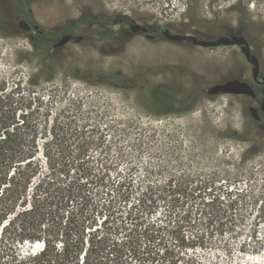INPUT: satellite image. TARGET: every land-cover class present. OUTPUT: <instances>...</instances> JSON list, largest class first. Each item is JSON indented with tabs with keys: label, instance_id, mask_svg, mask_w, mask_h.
<instances>
[{
	"label": "rangeland",
	"instance_id": "1",
	"mask_svg": "<svg viewBox=\"0 0 264 264\" xmlns=\"http://www.w3.org/2000/svg\"><path fill=\"white\" fill-rule=\"evenodd\" d=\"M237 2L200 0L197 13L208 18L215 16L220 22L194 27L209 29L204 39L215 36L213 31L217 28L233 29L237 25V9L232 6ZM5 3L0 0V10ZM28 3L30 17H21L27 22L52 33L79 19L81 22L72 33L84 38L64 45L58 56L65 60L54 77L49 80L41 77L32 90L43 95L52 110L76 101L80 107L77 115L98 121L101 133L110 141L121 138L130 161L136 163L134 180L143 179L146 167L151 171L149 180L156 184H164L170 178L191 186L213 183L217 186L213 195L222 208L237 199L234 213L240 234L235 239L224 237L233 251L227 255L220 251L221 244L214 235L212 241L218 251H200L198 257L202 262L208 258L212 264H264V138L254 135L248 109L256 106L255 102L235 94L207 96L200 88L230 78L250 79V65L239 47H202L189 41L166 39L160 29L174 32L173 26L186 20V0H28ZM241 3L255 27L263 30L264 0H241ZM90 16L114 23L92 24ZM21 18H14L16 27ZM129 23L148 27L153 38L141 32L129 33ZM154 28L156 31H152ZM106 32L112 34L109 41L105 40ZM29 34L0 36V69L24 82L41 69V56L33 49ZM252 43L264 70V34ZM77 67L108 74V83L90 84L72 77L70 70ZM121 84L125 88L118 87ZM155 88L162 90L159 100L162 106L171 101L163 96L164 92L179 100L189 96H195V100L189 110H170L159 115L150 100ZM138 140L147 143L139 154L133 144ZM175 197L174 206L160 202L154 219L164 227L161 237L143 244L132 264L161 263L171 251L183 264L192 254L186 245L191 243L188 237L193 239L192 234L203 227L200 212L212 195L187 188ZM167 209L172 214L168 226ZM184 215L198 220L191 224L180 221L176 227ZM244 243L249 245L247 249L258 247L259 252H236ZM38 250L37 242H26L17 248L20 255Z\"/></svg>",
	"mask_w": 264,
	"mask_h": 264
},
{
	"label": "trees",
	"instance_id": "2",
	"mask_svg": "<svg viewBox=\"0 0 264 264\" xmlns=\"http://www.w3.org/2000/svg\"><path fill=\"white\" fill-rule=\"evenodd\" d=\"M5 2L0 10V36L27 34L15 26L14 18L30 17L28 0ZM199 2L186 0V20L173 26L174 32L203 38L209 29H197L194 25L220 22L215 16L199 15ZM232 7L237 9L234 29L252 40L264 34V29L255 27L241 0ZM89 20L92 24L114 23L99 16H90ZM80 22L75 19L69 27L52 33L40 29L31 43L41 56V69L25 82L0 69V264H132L143 244L161 237L164 227L154 219L160 202L174 206L175 195L187 188L212 197L205 203L207 209L200 212L203 227L192 234L193 239L188 237L191 243L186 245L192 254L183 264H212L208 258L202 262L197 253L217 250L212 241L214 235L221 244L219 250L230 254L233 247L224 237L235 239L240 234L234 213L237 199L222 208L213 195L217 188L213 183L191 186L170 178L164 184H156L149 180L151 171L146 167L143 179L134 180L136 163L130 161L121 138L110 141L101 133L98 121L77 115L80 107L76 101L52 110L43 95L32 90L41 77L53 78L65 60L58 56L61 48L53 49L52 43L64 33H72ZM225 31L217 28L213 34ZM105 34L109 41L112 34ZM69 74L90 84H107L109 77L78 67ZM118 87L125 88L123 84ZM163 96L171 100L170 104L162 106V90L153 89L150 100L159 115L170 110H189L195 100V96L179 100L169 92ZM252 123L254 135L264 138V128L253 120ZM133 144L139 154L147 143L138 140ZM167 212L166 226L172 216L169 209ZM196 220L184 215L175 226L180 221L191 224ZM26 242H37L40 250L18 254V246ZM248 247L241 244L236 252H259L258 247ZM168 257L157 264H179L173 251Z\"/></svg>",
	"mask_w": 264,
	"mask_h": 264
},
{
	"label": "water",
	"instance_id": "3",
	"mask_svg": "<svg viewBox=\"0 0 264 264\" xmlns=\"http://www.w3.org/2000/svg\"><path fill=\"white\" fill-rule=\"evenodd\" d=\"M17 27L24 32H28L30 30V24L24 19L21 18L17 22ZM37 27V25L35 26ZM147 27L142 26L138 23H131L129 25V31L130 33H145L148 38H152L153 36L150 35L147 31ZM161 34L170 41H185L189 40L192 44L202 46V47H216L220 45H240L241 46V52L245 56V59L248 63L251 65V71H252V77L254 79H257L258 73H259V61L258 58L250 53L249 48L247 47V41L246 39L241 35H221L215 39H200L192 34H182V33H174L171 32L168 28H163L161 30ZM80 36H77L74 38L75 42H78L80 40ZM72 39V35L69 33L63 34L55 43L54 47H60L65 45L69 40ZM206 93L208 95H217V94H245L249 95L251 97L255 96V92L250 86V84L245 81L238 78L228 79L224 82L214 83L206 87ZM264 93V90H263ZM250 112L252 116L258 117L257 115V108L251 106ZM260 109L264 116V95L262 99V103L260 105Z\"/></svg>",
	"mask_w": 264,
	"mask_h": 264
},
{
	"label": "flooded vegetation",
	"instance_id": "4",
	"mask_svg": "<svg viewBox=\"0 0 264 264\" xmlns=\"http://www.w3.org/2000/svg\"><path fill=\"white\" fill-rule=\"evenodd\" d=\"M26 20V19H25ZM29 23V22H28ZM30 24V30L27 32V33H30L29 35H30V39H34L35 38V35H38V34H40V32H41V30L39 29V27H38V25H37V27H35L36 26V24H33V23H29ZM131 23H129V25H130ZM129 25H128V32L130 33V31H129ZM147 31H148V33H149V28L147 27ZM156 29L157 28H154V29H152V31H156ZM163 29V28H162ZM162 29H160V33H161V30ZM67 33H69V32H67ZM174 33H178V32H174ZM64 34H66V33H64ZM69 34H71L72 35V39L71 40H74V38L75 37H77V36H80L81 38H80V40L78 41V42H81L82 40H84V38H83V36H81V35H74L73 33H69ZM145 34V33H144ZM150 34V33H149ZM146 35V34H145ZM150 35H152V34H150ZM193 35V34H192ZM221 35H228V36H231V35H241V36H243L245 39H246V41H247V47L249 48V50H250V53L251 54H254L257 58H258V61H259V73H258V76H257V79H254L253 77H252V71H251V77H250V79H245V78H238V79H241V80H245V81H247L249 84H250V86L252 87V89L254 90V92H255V96L254 97H251V96H249V95H245V94H236V95H242L244 98H247V99H250L252 102H255V105L256 106H253V107H255V108H257V115H258V117H254V116H252V114H251V112H250V107L252 106H249V112H250V120L252 121H254V122H256L255 124H259V126L260 127H263L264 128V116H263V113H262V111H261V109H260V105H261V103H262V99H263V95H264V93H263V90H264V70H263V62L261 61V59H260V57H259V52L257 51V49H255V47L253 46V43L252 42H254V41H256L257 39H254V40H252V39H250V38H248L241 30H239V29H229V28H227V31H225L224 33H222V34H218V35H215V36H213V37H211L210 39H208V40H211V39H215V38H217V37H219V36H221ZM62 36V35H61ZM60 36V37H61ZM153 36V35H152ZM59 37V38H60ZM197 37V36H196ZM59 38H57L53 43H52V45H51V47L53 48V49H57V48H61V50H62V48L64 47V45L63 46H60V47H54V43L59 39ZM153 38V37H152ZM152 38H150V39H152ZM200 39H204V38H200ZM71 40H69V41H71ZM68 41V42H69ZM187 41H189V40H185V41H179V42H187ZM67 42V43H68ZM190 42V41H189ZM66 43V44H67ZM191 43V42H190ZM65 44V45H66ZM194 45V44H193ZM220 46H238L239 47V50H240V52H241V46L240 45H236V44H232V45H220ZM242 53V52H241ZM242 55H243V53H242ZM244 56V55H243ZM244 58H245V56H244ZM246 60V59H245ZM246 62H247V60H246ZM248 63V62H247ZM249 65H250V63H248ZM250 70H251V65H250ZM230 79H233V78H230ZM228 80V79H227ZM224 81H226V80H224ZM223 81V82H224ZM219 83V82H218ZM206 87H208V86H206ZM206 87L203 85V86H201L200 88L201 89H203L205 92H206ZM206 95L207 96H211V95H208L207 93H206Z\"/></svg>",
	"mask_w": 264,
	"mask_h": 264
}]
</instances>
